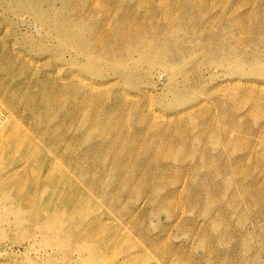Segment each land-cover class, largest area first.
Segmentation results:
<instances>
[{"label": "rangeland", "instance_id": "rangeland-1", "mask_svg": "<svg viewBox=\"0 0 264 264\" xmlns=\"http://www.w3.org/2000/svg\"><path fill=\"white\" fill-rule=\"evenodd\" d=\"M0 57L2 109L50 78L84 85L64 127L84 167L36 188L66 209L19 228L0 206V264H264V0H0Z\"/></svg>", "mask_w": 264, "mask_h": 264}, {"label": "bare ground", "instance_id": "bare-ground-1", "mask_svg": "<svg viewBox=\"0 0 264 264\" xmlns=\"http://www.w3.org/2000/svg\"><path fill=\"white\" fill-rule=\"evenodd\" d=\"M166 3V2H165ZM6 6V5H5ZM4 6V7H5ZM45 6V4H44ZM25 14V13H24ZM64 31V30H63ZM62 34L67 35V31H65ZM117 34V40H119L122 43H119V41L117 42L120 46H122L125 43V39L123 38V35L116 31V33L113 35V37ZM119 36V37H118ZM121 36V37H120ZM132 39V38H131ZM133 41V40H132ZM131 43V42H130ZM30 55V54H29ZM3 56V55H2ZM1 56V57H2ZM9 56V55H8ZM24 56V55H23ZM32 56V55H31ZM35 56V55H34ZM0 57V58H1ZM9 57H13L12 55ZM36 57V56H35ZM6 58V57H4ZM3 58V59H4ZM20 58V56H19ZM12 59V58H10ZM14 59V58H13ZM12 60L11 61L12 63ZM29 59V58H28ZM23 60V59H22ZM2 61V60H1ZM0 61V62H1ZM5 61V60H4ZM29 61V60H27ZM26 61V62H27ZM16 62V61H15ZM100 62V61H99ZM3 66L5 67V62ZM2 63H0L2 65ZM31 63V62H30ZM24 64V63H23ZM12 65V64H10ZM26 65L28 66L29 64L26 63ZM25 65H22V67ZM64 66V65H63ZM9 67V66H7ZM11 67V66H10ZM9 67V69L11 70V68ZM59 67V66H57ZM62 67V65H61ZM3 68V67H1ZM24 68V67H23ZM28 68V67H27ZM60 68V67H59ZM65 68V66H64ZM5 68H3L4 70ZM8 69V70H9ZM26 69V67L24 68ZM70 69V68H69ZM7 70V71H8ZM28 70V69H27ZM24 72L25 74L27 73ZM42 70V69H41ZM54 70V69H53ZM61 70V69H60ZM5 71V70H4ZM13 71V70H12ZM25 71V70H24ZM52 71V70H51ZM59 71V70H57ZM67 71V70H66ZM65 71V72H66ZM54 72V71H53ZM56 72V71H55ZM76 72V71H75ZM8 73H10L8 71ZM32 73V72H31ZM46 73V72H45ZM57 73V72H56ZM6 74V72H5ZM19 74V73H18ZM30 74V73H29ZM37 74V73H36ZM35 74V75H36ZM40 74V73H39ZM52 74V73H50ZM78 74V72H77ZM24 75V74H23ZM34 75V73H33ZM34 75V76H35ZM43 75V74H41ZM56 75V74H55ZM1 76V73H0ZM3 76V75H2ZM8 76V75H7ZM7 76H5L6 78H8ZM19 76V75H18ZM32 76V75H31ZM48 76V75H47ZM51 76V75H50ZM54 76V74H53ZM66 76V75H65ZM72 78H69L70 76H68V78L66 79H56L54 78H50L51 80V84L52 86L49 85L48 82H46L47 85H45L44 81L41 83V81L39 83H41V85H36L32 86L34 89V92H24L23 94H21V98H16L15 95L12 96L11 94L14 93H9L11 96L9 98L10 99V103L8 106H3V109L0 107V206L2 208H4L6 211H8L9 213H12L14 215V217H17V221H16V225L19 226H23L26 222L25 217L29 211H33L34 209L37 211H41V212H45L48 210V208L50 206H57L59 207V209L61 208L62 210L65 208L64 205L60 206V204L58 205L57 203L55 204H51L49 202H45V205L43 204V200H41V195H43V193L40 194V190H37V186L42 185L43 187H45V185H49L50 183L52 184H63L66 188L67 184H72L76 179V175H75V171L79 168H81L82 164V156L78 154V139L76 137H73L72 139L67 140L65 138V134H64V127L66 126V122L68 121H75L77 119V114L80 111V107H79V103L77 102L78 98H79V92L80 89H82L84 87L83 83L81 82H77L79 81L78 79L76 80V75H72ZM25 77V76H24ZM33 77V76H32ZM31 77V78H32ZM41 77V76H40ZM79 77V76H78ZM1 78V77H0ZM5 78V79H6ZM35 78V77H33ZM62 78V77H61ZM4 79V78H3ZM1 79V80H3ZM16 79V78H14ZM19 79V78H18ZM21 79V78H20ZM26 79V78H25ZM37 79V78H36ZM47 79V78H46ZM22 80V79H21ZM21 80H19V82H21ZM29 80V79H28ZM32 80V79H31ZM68 80V81H67ZM4 81V80H3ZM12 81V80H10ZM35 80L33 79V82ZM6 82V81H5ZM17 82V81H16ZM25 82V81H22ZM27 82V81H26ZM25 82V83H26ZM30 82V81H29ZM32 82V81H31ZM30 84H33L31 83ZM36 82V81H35ZM13 83V82H12ZM80 83V84H79ZM85 83V82H84ZM11 84V83H9ZM16 84V83H15ZM28 84V83H27ZM26 84V85H27ZM19 85V83L17 84ZM23 85H25L23 83ZM22 85V86H23ZM83 85V86H81ZM3 86V85H2ZM1 86V87H2ZM11 86V85H8ZM45 86V87H44ZM87 86V85H86ZM16 87V86H15ZM29 87V86H28ZM49 87V88H46ZM88 87V86H87ZM9 88V87H8ZM13 88V86H12ZM17 88V87H16ZM21 88V87H20ZM19 88V89H20ZM27 88V87H26ZM46 88V89H45ZM6 89V88H5ZM15 89V88H14ZM13 89V90H14ZM22 89V88H21ZM20 89V91H22ZM29 89V88H28ZM2 91V89H0ZM11 90V88L9 89ZM17 90V89H16ZM26 90V89H24ZM19 91V92H20ZM5 92V91H4ZM7 92V90H6ZM18 93V92H17ZM8 94V95H9ZM6 96V95H5ZM18 96V94H17ZM0 98L1 97L0 95ZM7 97V99H9ZM70 99L72 100V103L70 104V108H68L67 106V102H69ZM4 100V98L2 99ZM0 99V104L3 103L4 101H2ZM8 102V101H7ZM6 102V103H7ZM7 105V104H6ZM1 106V105H0ZM82 107V106H81ZM66 109L68 110L67 114H64L65 112H67ZM63 118V119H62ZM90 118V117H89ZM62 119V120H61ZM60 120V121H59ZM89 121V120H88ZM69 124V123H68ZM90 127V126H89ZM107 127V125H106ZM98 128V127H97ZM68 131V130H66ZM88 132V131H87ZM95 135V134H94ZM97 135V134H96ZM94 137V136H93ZM100 141V140H99ZM106 141V140H105ZM101 142V141H100ZM114 143V142H113ZM100 145V143H99ZM98 145V147H99ZM100 149V148H99ZM94 153V152H93ZM96 153V152H95ZM94 155V154H93ZM92 157V155H90ZM89 156V157H90ZM102 156V155H101ZM88 157H86L85 159H87ZM94 158L96 159V156H94ZM94 158H91L92 160ZM90 159V158H89ZM90 159V161H91ZM85 161V160H84ZM89 161V160H88ZM94 161V160H93ZM88 164V162L86 161L85 164ZM92 163V161L90 162V164ZM88 164V166L90 165ZM93 165V164H92ZM86 168L83 169V172L85 173V171L88 170L87 165H85ZM122 166V165H121ZM120 166V167H121ZM84 167V165H83ZM93 167V166H92ZM91 167V168H92ZM90 168V166H89ZM107 168V167H106ZM109 169V168H108ZM121 169V168H120ZM91 171V169H90ZM106 171V169L104 170ZM95 172V171H94ZM102 172V171H101ZM119 172V169H118ZM121 172V171H120ZM91 174V172H89ZM93 173V171H92ZM107 173V172H104ZM121 173H124L121 172ZM89 174V175H90ZM95 173H93L94 176ZM109 174V173H108ZM117 174V173H116ZM79 178V177H78ZM88 178V177H87ZM90 179L93 178L91 175L89 177ZM122 178V177H121ZM125 178V177H124ZM130 178V176L128 177ZM85 179V178H84ZM80 180V179H79ZM125 180V179H124ZM131 180V179H130ZM128 180V182L130 181ZM92 181V179H91ZM89 181V182H91ZM117 181V180H116ZM120 181V180H119ZM76 182V181H75ZM132 182V181H130ZM22 183L25 184H29L30 187H32L31 189L26 187H22L21 185H24ZM98 183V180H97ZM116 183V182H114ZM118 184H120V182H117ZM122 183V182H121ZM84 184V181H83ZM117 184V185H118ZM74 185V184H73ZM97 185V184H95ZM133 185V184H132ZM21 186V187H20ZM51 186V185H50ZM53 186V185H52ZM51 186V193H53L52 187ZM58 186V185H57ZM79 186V183H78ZM42 187V188H43ZM62 187V188H63ZM98 188V185L95 186ZM113 187V186H112ZM115 187V186H114ZM60 188V187H59ZM68 188V187H67ZM70 188V187H69ZM81 188V187H80ZM129 188V187H128ZM26 189V190H25ZM33 189H36V192H32ZM54 189V188H53ZM73 189H79V188H73ZM84 189V188H83ZM96 189V188H95ZM113 189V188H112ZM55 190V189H54ZM97 190V189H96ZM128 190V189H127ZM132 190V187H131ZM62 191V190H61ZM64 191V190H63ZM62 191V192H63ZM80 191V190H77ZM111 191V190H110ZM118 191V188H117ZM44 192V191H43ZM65 192V191H64ZM67 192H69L67 190ZM72 194V191H70ZM76 192V191H75ZM83 192V191H81ZM78 192V193H81ZM114 192V189H113ZM124 192V191H123ZM129 192H131L129 190ZM77 193V192H76ZM77 193V194H78ZM96 193H99L98 190ZM109 193V191H108ZM115 193H116V189H115ZM125 193V192H124ZM57 194V193H55ZM75 194V196L77 195ZM61 192H60V196H61ZM81 195V194H80ZM84 195V194H82ZM128 195V192H127ZM74 196V195H73ZM108 196V195H107ZM44 197V196H43ZM56 197V196H55ZM110 197V195H109ZM63 195H62V199H63ZM68 199V197H66ZM112 198V197H111ZM114 198V195H113ZM112 198V199H113ZM61 199V197L59 198V200ZM106 199V197H105ZM55 200V198H54ZM58 200V201H59ZM72 200V197L71 199ZM7 204H5V203ZM55 202V201H54ZM53 202V203H54ZM108 202V201H107ZM113 202V201H112ZM112 202H110V204H112ZM121 202V201H119ZM72 203V202H71ZM115 203V202H114ZM113 203V204H114ZM4 204V205H3ZM108 204V203H107ZM73 205V204H72ZM4 206V207H3ZM71 206V204H70ZM75 207L77 206L76 204L74 205ZM74 207V208H75ZM78 207V206H77ZM66 209V208H65ZM70 209V208H69ZM76 209V208H75ZM78 209V208H77ZM71 210V209H70ZM35 212V213H39V212ZM78 211V210H77ZM76 211V212H77ZM7 212V213H8ZM34 212V211H33ZM32 212V213H33ZM74 212V213H76ZM79 212V211H78ZM122 212V211H121ZM31 213V214H32ZM126 213V212H124ZM43 214V213H42ZM78 214V213H77ZM76 214V215H77ZM80 214V213H79ZM8 217L9 215L6 214ZM35 215V214H34ZM38 215V214H37ZM75 214H73L74 216ZM75 215V216H76ZM82 215V213H81ZM122 215H125L122 213ZM12 216V215H11ZM33 216V215H32ZM126 216V215H125ZM30 217V216H29ZM36 217V216H35ZM81 217V216H80ZM80 217H77L78 219ZM68 218V217H67ZM128 218V217H127ZM5 219V218H4ZM3 219V220H4ZM95 219V218H94ZM93 219V220H94ZM7 220V218H6ZM49 220V219H48ZM72 220V219H71ZM98 220V219H97ZM5 221V220H4ZM9 221V220H8ZM15 221V220H14ZM47 221V220H46ZM62 221V220H61ZM82 221V220H81ZM54 220H53V224H54ZM67 222V220H66ZM89 222V221H88ZM87 222V224H88ZM93 222V221H92ZM27 223V222H26ZM42 223V222H41ZM44 223V222H43ZM57 223V222H56ZM81 223V222H80ZM96 223V222H95ZM29 224V223H28ZM45 224V223H44ZM43 224V225H44ZM66 224V223H65ZM75 224V221H74ZM72 223V225H74ZM84 224V222H82V225ZM10 225V224H9ZM58 225H60V223H58ZM68 227V224H66ZM71 225V226H72ZM77 225V224H75ZM81 225V224H80ZM85 225V224H84ZM83 225V227H84ZM94 225V224H93ZM40 226V225H39ZM42 226V225H41ZM40 226V227H41ZM54 226V225H53ZM64 226V225H63ZM90 226V223H89ZM38 227V226H37ZM76 229L77 226H75ZM36 228V227H35ZM56 228V227H55ZM53 228V229H55ZM60 228V227H59ZM64 228V227H63ZM89 228V227H88ZM25 229V227H24ZM42 229V228H40ZM46 229V228H45ZM57 229V228H56ZM61 229V228H60ZM70 229V227L68 228ZM75 229V230H76ZM93 231V228H90ZM96 229V228H95ZM35 230V229H34ZM64 230V229H63ZM71 230V229H70ZM89 230V229H87ZM43 231H44V227H43ZM46 231H48L46 229ZM51 231V229L49 230ZM60 231V230H59ZM67 231V229H66ZM69 231V230H68ZM73 231V228H72ZM81 231L82 227H81ZM90 231V232H92ZM45 232V231H44ZM43 232V233H44ZM57 232V231H56ZM87 232V231H85ZM29 233V232H28ZM47 233V232H45ZM65 233V231H64ZM80 233V232H79ZM54 234V233H53ZM71 234V232H70ZM69 234V235H70ZM92 234V233H91ZM90 234V235H91ZM50 235V234H49ZM56 236V234H54ZM53 235V236H54ZM68 235V233H67ZM68 235V238H66V241H68V239L70 238ZM74 233L71 236V239H69V243H71L72 241L75 243L78 242L81 243V239L83 238H87V237H83L82 234L74 236ZM88 235V234H87ZM52 236V235H51ZM66 237V236H65ZM51 238V237H50ZM53 238V237H52ZM51 238V239H52ZM57 239L61 240L64 239L62 237L61 233L57 234ZM89 238V237H88ZM53 241V240H52ZM58 241V240H55ZM54 241V242H55ZM105 241V240H104ZM61 242V246L63 247V245H65V240L64 241H60ZM59 242V243H60ZM85 242V241H84ZM91 242V241H90ZM94 242V241H93ZM113 242V241H112ZM53 243V242H52ZM67 243V244H69ZM89 243V241H88ZM102 243L105 244V242L102 241ZM100 243V244H102ZM56 244V242H55ZM58 244V243H57ZM91 244V243H90ZM95 244V242H94ZM93 244V245H94ZM104 244L100 245L103 246ZM78 243L77 246L78 247ZM82 245H85L82 244ZM89 245V244H87ZM74 246V247H75ZM96 245H94L95 247ZM99 246V244H98ZM72 247V245H71ZM81 247V245H80ZM83 247V246H82ZM91 247V246H90ZM93 247V248H94ZM66 248H70V246L66 247ZM92 248V249H93ZM96 248V247H95ZM71 250V249H70ZM97 250V249H96ZM64 251V250H63ZM95 251V249H94ZM93 250L91 251L94 252ZM99 251V250H98ZM105 251V250H103ZM71 254H73V251L71 250ZM87 252V250H86ZM89 252V251H88ZM70 252L68 251V254ZM90 253V254H91ZM97 253V252H96ZM64 254V252H63ZM66 253V256L68 255ZM87 254V253H86ZM79 254H77L78 256ZM95 255V253H93V256ZM101 255V254H100ZM65 256V255H64ZM63 256V257H64ZM71 256V255H70ZM88 256V254L86 255ZM99 256V255H98ZM104 256V255H103ZM103 256L101 258H103ZM97 257V256H96ZM106 257V256H105ZM72 258V257H71ZM74 258V257H73ZM95 258V256H94ZM87 259V258H86ZM104 259V258H103ZM106 259V258H105ZM69 260V259H67ZM66 260V261H67ZM98 260V259H97ZM96 260V261H97ZM65 261V260H64ZM82 261V260H81ZM87 262V260H85ZM101 260H99L96 263H99ZM73 262V261H72ZM94 262V259H93ZM102 262V261H101ZM113 262V261H112ZM75 263V262H74ZM77 263V262H76ZM106 263V262H105ZM109 262H107L108 264ZM66 264V263H65ZM69 264V263H68ZM91 264V263H90ZM93 264V263H92ZM101 264V263H99ZM104 264V263H102ZM111 264V263H110Z\"/></svg>", "mask_w": 264, "mask_h": 264}]
</instances>
